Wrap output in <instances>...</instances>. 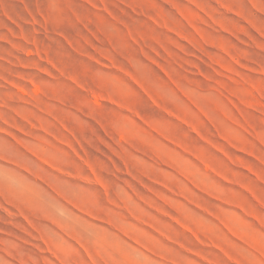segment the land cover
Instances as JSON below:
<instances>
[{"label":"rangeland","instance_id":"rangeland-1","mask_svg":"<svg viewBox=\"0 0 264 264\" xmlns=\"http://www.w3.org/2000/svg\"><path fill=\"white\" fill-rule=\"evenodd\" d=\"M0 264H264V0H0Z\"/></svg>","mask_w":264,"mask_h":264}]
</instances>
